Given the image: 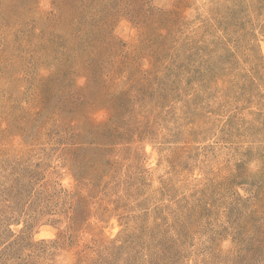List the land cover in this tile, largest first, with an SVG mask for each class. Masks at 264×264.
Returning <instances> with one entry per match:
<instances>
[{"label":"rangeland","instance_id":"1","mask_svg":"<svg viewBox=\"0 0 264 264\" xmlns=\"http://www.w3.org/2000/svg\"><path fill=\"white\" fill-rule=\"evenodd\" d=\"M0 264H264V0H0Z\"/></svg>","mask_w":264,"mask_h":264}]
</instances>
